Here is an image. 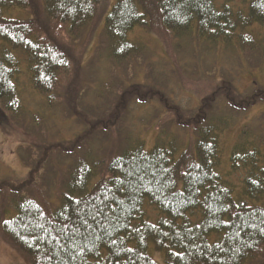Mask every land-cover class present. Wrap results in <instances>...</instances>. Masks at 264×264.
Returning a JSON list of instances; mask_svg holds the SVG:
<instances>
[{
    "label": "trees",
    "instance_id": "obj_1",
    "mask_svg": "<svg viewBox=\"0 0 264 264\" xmlns=\"http://www.w3.org/2000/svg\"><path fill=\"white\" fill-rule=\"evenodd\" d=\"M239 1L0 0V128L15 121L33 136L17 148L27 177L0 179L6 243L31 264H158L151 244L166 264H264V110L256 125L252 118L243 125L225 153L227 133L264 105V85L254 81L240 91L223 74L225 80L186 110L165 92L134 84L122 87L111 109L94 121L79 107L89 47L100 43L115 67L147 60L144 46L131 38L138 29L195 55L200 76L207 75L199 65L203 44L253 54L252 70L264 67V0ZM174 71L183 74L181 66ZM24 72L49 106L76 116L87 129L70 142L46 141L43 115L29 117L21 100ZM155 96L164 113L157 115L151 148L122 135L94 151L90 143L98 131L105 136L111 124L119 126L120 109L125 115L131 103ZM99 168L103 172L94 178ZM48 169L60 174L54 198L46 189ZM236 174L243 180L237 191Z\"/></svg>",
    "mask_w": 264,
    "mask_h": 264
},
{
    "label": "rangeland",
    "instance_id": "obj_2",
    "mask_svg": "<svg viewBox=\"0 0 264 264\" xmlns=\"http://www.w3.org/2000/svg\"><path fill=\"white\" fill-rule=\"evenodd\" d=\"M236 1L240 2L239 0ZM259 32L264 49V27L260 28ZM99 37L100 32L96 34L95 40L98 41ZM131 38L144 46L143 54L147 57V60L142 56L128 63L118 64L115 67L108 51L103 50L101 52V45L97 42L93 47H89L90 49L86 52L83 64L85 80L82 87H84V92L79 107H81L80 110L83 113L91 114L89 117L95 118L93 121L96 120V117L104 116L103 113L111 109L113 105L111 100H114L117 93L122 91V87L134 84H136V87L146 86L149 92L151 89L163 91L167 94V98L172 99L173 102L186 110L196 107L204 96L209 95L210 91L219 84V79L225 80L223 74L226 75L224 78H233L234 84L240 91H247L252 84L256 85L254 81L264 85V67L252 70L251 62L255 61L256 56L243 54L239 49L233 47L222 49V47L203 44L198 49L201 56L199 65L200 70H205L207 75L200 76L196 73L198 62L196 56L191 57L189 56L191 54L177 51L175 46L170 47V44L158 33L138 29L131 34ZM182 42L187 45L191 44L187 39ZM180 66L183 70L182 75L174 71ZM160 82L162 85L159 84ZM19 83H21L19 88L22 89L21 100L24 107L30 111L29 117L33 114L43 115L40 118H43L41 121L43 123L42 129L46 128L44 134L46 141L70 142L87 129L86 123L83 124L76 116L69 117L61 107L49 106L47 98L41 96L30 85L26 72L20 75ZM107 96L110 99L105 101ZM106 102L108 103L107 107L104 106ZM115 107H118L116 103ZM128 109L125 115L123 114L124 109H120L121 112L116 117L119 126L111 124L112 127L106 130L107 135L102 136L101 132L98 131L94 145L90 143L91 146H94V151L99 147L103 150L110 142L118 139L120 141L122 135L123 137H130L133 142L139 139L143 140L146 148H151L156 143L159 133L158 126H160V117H157V115L164 113L162 102H160L158 96L153 97L146 103L135 101L130 104ZM263 110L264 105L255 106L249 117L241 118L234 125L225 136V153L228 154L243 125L250 122L251 118L253 124L256 125V118ZM4 116L5 113L0 106V117ZM165 120L169 121L166 116ZM28 122L30 121L28 120ZM120 122H122V125ZM37 130L40 131V128L38 127ZM117 137L118 139H116ZM32 138L33 136L31 134L28 136L15 121L7 125L6 129L0 128V179L10 177V175L20 179L27 177L29 170L21 162L17 154V148L22 143H32ZM37 139L42 141L44 138L39 135ZM227 154H225V158ZM97 155H99L98 152L95 153V156ZM99 161H102V165H104L108 162V159L103 156L99 158ZM48 170L49 173L45 178L48 179L50 185L46 189L49 196L54 198L58 191V185L55 186V183H60L58 181L60 180V174L58 178V174L56 175L50 169ZM102 172V168L96 169L93 177H99ZM232 180H234V189L239 190L242 186V176L236 174ZM36 182L39 186L43 185L38 179ZM41 188L45 191L43 187ZM148 214L151 217H156V211L150 207L148 208ZM150 253L158 264H166L163 253L156 250L153 244L150 245ZM0 262L2 264H31L19 251L6 243L1 232Z\"/></svg>",
    "mask_w": 264,
    "mask_h": 264
}]
</instances>
